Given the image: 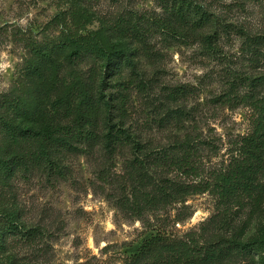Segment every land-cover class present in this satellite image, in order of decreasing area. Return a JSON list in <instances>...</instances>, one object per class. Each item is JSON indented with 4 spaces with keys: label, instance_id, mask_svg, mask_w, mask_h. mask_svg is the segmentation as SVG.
I'll use <instances>...</instances> for the list:
<instances>
[{
    "label": "rangeland",
    "instance_id": "rangeland-1",
    "mask_svg": "<svg viewBox=\"0 0 264 264\" xmlns=\"http://www.w3.org/2000/svg\"><path fill=\"white\" fill-rule=\"evenodd\" d=\"M185 1L191 3L185 11L192 21L206 13L208 23L182 27V20L169 13L174 0H0V97L26 86L33 43L57 41L67 31L103 29L133 52L135 73L124 62L119 74L107 79L105 94L113 103L112 123L142 147L141 153L128 143L107 148L109 114L101 104L93 124L77 128L84 137L72 149L60 148L50 159L18 170L0 185V232L15 214L37 236L0 233V264H129L158 231L204 243L230 236L233 227L251 218L248 236L261 233L264 205L254 215L251 207L224 211L211 187L241 159L258 117L253 102L264 97L259 85L264 77V0ZM119 26L125 27L122 35ZM60 60L68 82L75 75L88 80L94 68L102 69L92 57L77 64ZM57 97L51 95L47 112ZM62 113H47L54 128L75 127L77 113L67 118ZM187 142L194 146V173H184L171 160L168 166L154 162L164 149L174 153L175 146ZM166 181L181 193L170 204L147 205L154 184ZM221 264L263 263L257 257Z\"/></svg>",
    "mask_w": 264,
    "mask_h": 264
},
{
    "label": "trees",
    "instance_id": "trees-1",
    "mask_svg": "<svg viewBox=\"0 0 264 264\" xmlns=\"http://www.w3.org/2000/svg\"><path fill=\"white\" fill-rule=\"evenodd\" d=\"M161 1L169 3L170 0ZM176 3L177 0H174V3L170 4L169 13L182 20V27L199 28L203 22L204 25L208 23L206 13H203L199 20L192 21L185 11L191 3L185 0H181L178 5ZM172 27L169 21V31ZM119 28V33L124 34L125 27ZM175 33L180 37L184 35L179 30ZM210 40L207 38L208 42ZM31 53V58L26 62L23 83V86H26L15 95L0 97V139L3 140L2 145L5 148H2V145L0 147V185H5L18 170L23 168L27 171L30 164L35 165L50 159L60 148L72 149L73 142H78L84 137L77 128L92 125L100 112L101 104L109 114L107 148L113 151L115 145L128 143L132 144L138 153L142 152L140 144L127 130L112 123L113 103L111 97L105 94L107 79L118 75L124 62L127 67L133 69L132 75L135 73L133 52L126 45L113 42L103 29L87 34H73L67 31L57 41L33 43ZM61 57L67 59L70 64H77L86 57H92L102 62V69L99 73V70L94 68L88 80L75 75L72 81L68 82L62 77L64 64L60 60ZM98 77L101 78L99 85ZM123 83L118 82L117 85L126 87L127 84ZM259 85L264 87V77L259 80ZM52 94H57L58 97L51 103V110L47 112L45 108L51 101ZM253 103L258 117L253 134L245 139L242 157L235 162L233 169L219 175L211 187L227 212L232 207L236 208L238 213L251 207L254 215L260 212L264 205V97L254 100ZM52 110L56 111L55 115L63 111L61 115L66 118L77 113L75 127L69 125L54 128L52 119L47 117ZM28 122L31 124L26 125ZM86 136L94 137L91 133ZM33 146L36 148L33 149ZM16 148L22 152L13 154L11 149ZM193 149L194 146L190 142L175 146L174 153L164 149L154 162L168 166L171 160L170 163H175L184 173H194L196 168L191 165ZM138 157L141 166H146L141 156ZM154 185V190L145 198L149 206L157 203L170 204L181 193V188L170 181ZM17 219L15 214L7 218L5 232H0L2 237L7 234H24L28 239H34L37 236L34 230H25ZM251 221L252 218L237 230L233 227L230 236H220L204 243H200L194 236L181 240L158 231L143 243L130 258L129 264H221L231 258L251 260L257 257L264 264V228L258 236L249 237L248 224Z\"/></svg>",
    "mask_w": 264,
    "mask_h": 264
}]
</instances>
